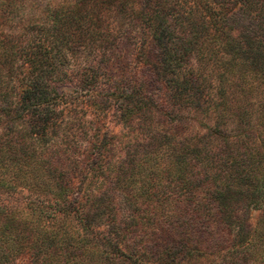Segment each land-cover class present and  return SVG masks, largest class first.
Listing matches in <instances>:
<instances>
[{"label":"trees","instance_id":"16d2710c","mask_svg":"<svg viewBox=\"0 0 264 264\" xmlns=\"http://www.w3.org/2000/svg\"><path fill=\"white\" fill-rule=\"evenodd\" d=\"M12 6L0 264H264V0ZM112 107L129 132L107 161L87 126Z\"/></svg>","mask_w":264,"mask_h":264},{"label":"rangeland","instance_id":"374dc122","mask_svg":"<svg viewBox=\"0 0 264 264\" xmlns=\"http://www.w3.org/2000/svg\"><path fill=\"white\" fill-rule=\"evenodd\" d=\"M11 1L12 8L19 12L20 14H30V13H36L37 11L49 7L52 3H57L59 0H9ZM128 51L130 50V46H127ZM123 61L125 64H130L131 66H135L133 60L130 56H128V52L125 51L123 53ZM138 64L136 63V66ZM183 119L181 121H190L191 118L188 117V115L184 114ZM92 119V118H90ZM180 121L177 120L178 118H169L165 121ZM94 120V121H93ZM89 120V125L87 126L89 128L88 135H103L104 133L108 134V136L111 138V141H113V145L110 146L109 152H107V161L112 158L113 155H118L120 152L123 151L122 147H119L121 145H117L116 140H122L126 141V138L128 136V129L124 127L125 121H121L117 113L115 111V107H112L108 114L105 117H102L101 119H93ZM192 121L197 122L199 120L192 119ZM136 123V122H135ZM134 123V124H135ZM204 124V123H203ZM98 129H100V132H98ZM131 133V130H130ZM84 136V135H83ZM116 144V145H115ZM10 203L22 208L24 207L25 198H23L21 195L15 196L10 200ZM261 216V211L259 210H253L250 213L249 221H248V227L249 230L252 231L255 228V225L257 223V220Z\"/></svg>","mask_w":264,"mask_h":264}]
</instances>
